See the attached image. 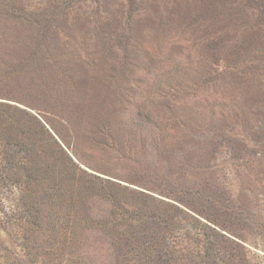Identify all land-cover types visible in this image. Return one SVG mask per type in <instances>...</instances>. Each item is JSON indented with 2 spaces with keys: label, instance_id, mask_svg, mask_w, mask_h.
<instances>
[{
  "label": "rangeland",
  "instance_id": "obj_1",
  "mask_svg": "<svg viewBox=\"0 0 264 264\" xmlns=\"http://www.w3.org/2000/svg\"><path fill=\"white\" fill-rule=\"evenodd\" d=\"M52 1L0 0V18L4 14L9 21L12 18L6 29L0 28V75L9 65L16 66L11 59L13 52L22 61L29 51L25 52L26 46L38 48L45 40L50 47L61 49L51 56L55 72L60 68L71 70L69 65L60 67L72 60L67 57L68 51L83 53L87 65L80 75L84 78L87 72L93 83L89 81L82 93L71 91L59 108L43 100L33 75H24L19 94L7 93L9 85L0 82V102L16 104L32 113L24 104L45 110L66 141L74 142L78 137L79 148L95 171L81 164L79 169L66 165L64 156L53 146L44 151L56 156V164L64 168L57 185L38 183L34 178L30 181L29 174L13 170L4 185L0 184V243L6 247L0 248V256L12 264L17 258L19 264H64L66 260L71 261L67 264H136L130 257L121 256L113 243L123 222L133 226L131 218L142 214L159 230L156 240L162 254L154 255L159 264H211L201 247L203 243L219 251L216 264H264V95L251 91L264 80V14L262 21L255 20L251 25L253 19L243 14L241 0H234L233 5H223L222 0H113L121 3L114 9L86 0L68 20L51 22L46 15L52 11ZM97 50L106 62L101 68L91 56ZM72 66L78 67L74 61ZM252 66L255 69L250 72ZM28 71L38 75L33 67ZM12 77L13 73L4 76ZM137 87L149 91V107L140 106L143 112L148 108L150 112L160 110L169 100L172 106H181L180 111L169 107V112L154 118L142 113V121L134 128H128L123 119L110 124L114 123L111 110L121 106L115 111L117 116L118 111L126 109L128 90L134 92ZM3 95L13 101L2 99ZM204 106L206 111L214 107L219 114H201ZM185 111L192 112L184 119ZM47 112L72 121L79 133L67 132L56 120L59 118ZM175 113H180V123L171 133L167 131L170 125L160 121ZM229 128L232 139L247 144L243 149L237 144L230 159L215 143L221 137L217 134L222 132L226 138ZM153 132L162 136L157 152L150 140L145 145L139 138L135 143L124 141L129 134L146 136ZM60 145L77 162L71 151ZM142 149L150 152L149 157L157 153L151 159L155 165L142 158ZM252 152L253 157L247 155ZM71 178V183L78 181L80 186L61 184ZM104 179L110 183H104ZM116 183L145 196L131 200L128 191L122 192ZM34 184L43 190L39 203L34 192L29 193L35 189ZM197 192H203L200 198ZM59 195L82 198L86 204L75 205L84 212L87 206L85 221L95 223L81 237L76 235L78 246L66 254L55 253L53 243L42 240L46 235L37 225L40 207L46 205L42 202ZM72 208L66 209L71 212ZM202 213L208 214V220L200 216ZM43 214L48 216L47 212ZM114 220L119 229L113 228ZM215 221L224 222L235 236L225 232L219 236V229L214 233L209 226L214 227ZM96 232L99 239H95ZM133 236L143 241L149 237L139 232ZM25 238L36 243L26 246L31 251L26 258V251L19 247Z\"/></svg>",
  "mask_w": 264,
  "mask_h": 264
},
{
  "label": "trees",
  "instance_id": "obj_2",
  "mask_svg": "<svg viewBox=\"0 0 264 264\" xmlns=\"http://www.w3.org/2000/svg\"><path fill=\"white\" fill-rule=\"evenodd\" d=\"M145 1H143L142 3H144ZM212 1H217V0H210V2ZM82 2L85 3L86 0H53L52 2H50L51 4H53L52 11L48 15H46L47 17H50V20L48 21L54 22V21H58L59 19L68 20L71 12L73 14L76 12L78 13L77 11L78 7H80ZM94 2H96V4L98 5H101L103 8H107V9H114L117 6H121V3L118 2L115 3V1L113 0H94ZM240 2L243 4V7L245 8L242 10L243 14L246 15L250 19V21L253 19L251 25L255 23V20L256 22L263 20L262 15L264 14V0H241ZM222 3L223 5L236 4L234 3V0H222ZM11 21L12 18H10L9 21V17L6 14H4L3 18H0V28L3 27L6 29L7 26L9 25V22ZM0 33L2 34L1 30ZM65 38L67 39L68 36L65 35ZM70 38L73 39L74 36H71ZM49 43H50L49 41L44 40L41 42L40 47L38 48H29L30 45L26 46L25 52L27 49L29 51L25 55L26 57L24 56V59L22 61L17 59L15 55L16 51L13 52V54L11 55L12 56L11 59L15 61L16 66L9 65V67H7V70L6 68H3V70L6 71L0 75V82L4 83L3 85L6 86L9 85V87L7 86V90H6L7 93L14 92L16 94H19V92H21L22 88L24 87L22 86L24 75H29V74L33 75L35 78L34 86L37 89H41L43 100L49 105L53 103L59 106V108H63L64 104H62L61 106L60 104L65 101L66 97L70 95L71 91L73 92L76 91V93L78 92L82 93L81 92L83 90L82 88H86V86H88L89 84V81L92 82V80L89 79L87 72L84 78L80 75L82 72H84V67L87 65V60H84L86 58L82 59V56L84 54L81 53L82 54L81 55L78 54V52H74L72 50L68 51V56H67L72 60H68L67 62H65L66 64L62 63V65H60V67L69 65L72 67L71 70L65 71V70H60L62 69L60 68L59 71L55 72L54 71L55 65L51 64V56L55 50L61 51V49L59 46L55 48L54 45H51L50 47ZM94 46H96V43L94 44ZM39 56L41 57L40 62L38 61ZM91 56L98 60V64L100 63L99 65L100 68L106 63L103 61L102 54L98 50L96 53L92 54ZM73 61L77 64L78 66V67L76 66L77 68H74L75 65L74 67L72 66ZM1 63L2 60L0 58V64ZM30 67L35 68V73L38 74L37 76L28 71ZM254 69H255L254 66L249 68L250 72H252V70ZM90 71H97V70L90 69ZM109 71L111 72L114 70L109 69ZM255 72H253V75L255 74ZM10 73H13L12 78L9 79L4 78V76ZM96 74L97 72L95 74H91V76L95 77ZM252 76H250L249 78H251ZM151 77L153 79H156V77L153 75H151ZM186 89H188L187 86ZM253 90L257 92V94L260 93L264 95V80H259L258 85H255L251 91ZM148 93L149 91L143 89L142 87L139 88L137 87V90L134 92L128 90L126 96L127 98L126 104L129 103V106L126 109L124 108L121 109V111H118L117 116L115 114V111L117 108L121 106L116 107L115 110L113 108L111 110L112 115L110 116L114 118V123L112 122L110 124L113 125L117 124L118 120L123 119V122L127 124L128 128L129 126L130 127L132 126L131 128H134L137 125L139 126L140 123L139 120L142 121V117H143L142 113H146L148 116L154 118L159 113L165 114V111L169 112L170 111L168 110L169 107H174L171 104L172 100H169L166 107H163L160 110L157 111L154 110L153 112L151 110L150 112L148 111L150 110V108H148L147 111L143 112L144 109L141 108L140 106L143 105L146 107L149 104ZM2 97H3L2 99L13 101L10 99V96L3 95ZM131 101H133V104H131ZM24 105L26 108L31 109L33 113L29 110H26L25 108H20L16 104L12 105L10 103L0 102V108H1L0 109V184L1 185H4L7 178L12 176L13 170H17L16 174H21L24 176L29 174L30 181H33L34 178L35 181H37L38 183L39 182L46 183L47 185H51V186L57 185L59 183L58 179L60 175L63 173L64 168L63 166H59L58 164H56L57 163L56 156L53 157L52 154L44 151V148H46L47 146H53L55 150L61 153V155L64 156L63 159L65 160L66 165H70L74 169H79L78 165L81 164L87 167L88 169L95 171L94 168L91 166V164H88L86 160L87 159L86 154H84L81 151V148H79L78 137L75 138L77 140H75L74 142H70L69 140L66 141L65 138L61 136V132L59 130H56L50 119L47 118V115L45 114V110L42 111L35 107H29L26 104ZM180 108L181 106L174 107L173 109H175L174 111L178 112L180 111ZM202 108H205V106ZM198 109H194V110L199 114L198 116H200V111ZM117 110H120V108ZM191 112H188L189 113L188 114L185 111V114L187 115H183L184 119L190 116ZM220 112L225 113L224 111H220ZM40 113H42V116L37 115ZM47 113H49L51 117L52 116L55 117L58 115L57 113L56 114H52L50 112ZM212 113H215L217 115L219 114V112H216L215 108L212 106L208 108V111H206L205 108V110L201 112V114L203 115H208V114L212 115ZM57 117L59 119L56 120L60 122L61 126L65 130H67V132H75L77 134L79 133L76 130V128L74 129L76 125L73 124L72 121L69 122L68 120H66V118L59 116ZM160 123H165L167 125H170L167 131L171 132L172 131L171 129L176 128L175 125L180 123V113H175L165 118L164 121H160ZM156 127L155 129L158 130L159 127L158 128ZM109 128H113V127L109 126ZM230 132L231 129L229 128L228 133L225 134L226 138L222 136V132H219V134L217 135L218 137L221 136L220 141H216L215 140L216 137L215 136L213 137V141L214 142L216 141L215 143L219 145L218 151H221L224 148L223 152L227 155L229 159L231 158L230 156L232 155V153L235 154L237 144H240L241 149L247 147V144L244 143L243 140L238 141L232 139V137L230 136ZM154 133L155 132L151 134L148 133L146 134V136H142L136 133L129 134L126 135L124 141L129 142L133 140V143H135L137 140L135 138H139L141 143L145 145L146 142L150 140L151 143L153 144V147L156 148V152H157V145L158 143H160L159 140L162 139V136H160L161 135L160 133L158 134H154ZM171 138H173V135H171ZM70 139H72V136H70ZM60 142L71 151L72 157L75 158L77 162L73 161L72 158L64 151V149L60 145ZM214 142H212L213 146L215 145ZM85 147L83 148L85 149ZM143 149L140 152V154L143 156L142 158L150 159L151 163L155 165L154 160L151 159L153 158L154 155L156 156L157 153L156 154L154 153L152 156L149 157L148 154L150 152H147L146 150L143 151ZM247 155L253 157L252 156L253 152L248 153ZM240 159H244V158H240ZM88 175L90 177L94 176V174L92 173H88ZM95 176L94 178L99 179V177H95ZM72 181L73 178H71V180H68L67 182L63 181L61 182V184L66 183L67 187L68 184L76 187L80 186V183L78 181L74 180L75 181L74 184L71 183ZM109 181H110L109 179H104L103 182L109 184L110 183ZM78 183L79 185L77 186ZM35 184H34L35 191L33 190V188H31V192L29 193L34 192L36 201L37 200L41 201L43 199L40 193L43 190L41 186ZM115 186L116 188H119L122 192L128 191L127 193L128 196H130L129 199L131 200L132 199L135 200L137 196H145L143 192L140 191L138 192L131 188L128 189L127 187L122 186L119 183H116ZM196 194H198V197L200 198L203 192L201 193L197 192ZM81 199L82 198L78 199L74 196L72 198L67 199V197H63L59 195V197H57L56 199H49V201L46 200V202H42V203H46V205L40 207L41 209L39 212V217L37 219L40 222H37L38 223L37 225L39 227V230H41L43 234L45 232L46 237L43 238L42 240L52 242L53 245L51 249L54 250V252L57 254L59 252L66 254L68 250L71 249L73 250L75 246L77 247L78 239L76 235H80L81 237L83 231L84 232L89 231V229L92 228L93 224H95L94 222H89L91 220L85 221V217H86L85 214H87L89 210L87 206H84L85 207L84 210L87 211L84 212L82 208H79L75 205V204H86L82 202ZM66 200H68V203L66 202ZM70 203H72L73 206H70L71 205ZM63 204H67V205L64 206ZM67 207H73L72 211L69 212L66 209ZM207 211H209V209H207L206 212ZM44 212H47L46 214L48 215L47 217L44 216L43 214ZM200 216L205 218V220H208V214L202 213L200 214ZM156 219H160V218H156ZM131 220L133 221L134 224L133 226H131L132 223L128 225L127 223L123 222L122 227L120 229L121 232L115 233L116 236L114 237V243H113L115 245L114 249L117 250L119 254L121 253V256L124 255L125 258L130 257L132 260H135L136 264H159V258L158 257L156 258V256L154 257V255L162 254L158 252L159 251L157 245L158 241L156 240L159 230L157 231V227L155 229V226L149 222L148 218L143 217L142 214L137 215L135 218H131ZM149 223L151 224V226L149 225ZM213 224L214 227L209 226V228L213 229L214 233H215V229H219L220 231L216 233L217 235L224 236L222 232H225L235 236L234 232L231 231L228 227H226L225 226L226 224L224 222L215 221ZM146 227H147V231L144 230ZM113 228L119 229V225L116 222V220H114ZM99 232H96L95 239H99L100 237L98 235ZM138 232L143 237L145 236H149V237L146 238V241H143L141 238L134 237L133 233H138ZM127 235H129L130 238H127ZM149 238H152L153 240L150 241ZM21 240L22 241L19 247L23 249V252L24 250L26 251L24 252L26 253V255L23 256L24 258H26L31 253L30 249L27 250L28 248H26V246L36 243L32 242L29 238H25L24 240L23 239ZM29 240L31 241V243ZM39 242H41V239L37 243ZM0 245H1L0 248H3V250L6 249V247L3 246L2 243H0ZM49 246H51V244H49ZM201 247L205 253V257L211 259V261H209L211 264L214 263L216 259H218L217 258L218 255H219L218 257H220L219 251L212 249V245L208 246L203 243L201 244ZM17 259L15 261L16 262L15 264H19L18 261L20 260L19 258ZM69 262L71 261L66 260L64 264H67ZM0 264H12V263H9L8 259H6L5 257L0 256ZM164 264H169V263H164Z\"/></svg>",
  "mask_w": 264,
  "mask_h": 264
}]
</instances>
